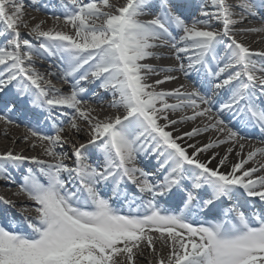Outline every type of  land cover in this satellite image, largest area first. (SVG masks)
<instances>
[{
    "label": "snow or ice",
    "instance_id": "1",
    "mask_svg": "<svg viewBox=\"0 0 264 264\" xmlns=\"http://www.w3.org/2000/svg\"><path fill=\"white\" fill-rule=\"evenodd\" d=\"M26 6L48 7L0 0V121L23 115L51 162L0 153V180L35 213L0 197V264H137L145 248L156 264H264V147L245 143H264V51L238 39L264 32L245 26L264 0H59L70 31L37 24L33 39ZM175 73L191 86L158 90ZM101 92L114 111L92 106Z\"/></svg>",
    "mask_w": 264,
    "mask_h": 264
},
{
    "label": "bare ground",
    "instance_id": "2",
    "mask_svg": "<svg viewBox=\"0 0 264 264\" xmlns=\"http://www.w3.org/2000/svg\"><path fill=\"white\" fill-rule=\"evenodd\" d=\"M230 3L235 4L237 0H229ZM112 3L117 5H122L125 3V0H112ZM45 4V3H44ZM39 13L41 12L42 15L46 17H52V22L55 24V28H57L58 25H63V19L60 21H57L53 18L52 13L55 12L57 14L60 13L61 9L59 8H53L51 6H48L45 9L38 10ZM144 19H147L144 17ZM25 20L29 23L34 20H38V18L32 13H29L27 9L25 10ZM50 21V20H48ZM65 26V25H64ZM246 27L248 28H261L264 27V17H256L254 19H251L250 22H246ZM67 30L69 28H66ZM239 39L243 40V42L250 47V49H264V32H250L244 36L238 37ZM51 60L50 59H36V67L37 70L41 73H47L49 66H50ZM145 63L152 64L155 67L163 68L168 67L171 65H174L176 62L173 59H150L145 61ZM53 65V69H54ZM175 75H180L179 73H175ZM52 80V84L54 85V82L61 84V86H56V88L61 89V91L67 92L69 90V85L60 83L56 80L55 77H49ZM163 78V74L161 76H150L148 82H153L156 79ZM181 84H187L191 86V82L188 80H185V78L180 75V79L177 81H173L170 83H166L163 85H160L158 90H172L176 87H178ZM91 87H95L94 85ZM101 95L104 96V103L103 105L95 104L93 103V107L97 109L99 112L101 108H103L105 113H110L114 110L108 108L109 98L110 96L107 93L101 92ZM98 99V98H97ZM170 103H173L174 101L169 100ZM103 114V113H102ZM190 114V113H189ZM17 120V123L20 125L19 127L16 126V124L12 125H6L4 122L0 121V153H5L7 151H12L14 154H22L24 156L28 157H38L43 160H49L51 162V158L44 155L43 150L40 146L33 147L34 139H25L29 135L28 131V123L29 121H24L23 118L15 117ZM191 127H193L192 124H188L183 127V130H189ZM41 130L48 133L50 131L43 129V126L41 125ZM83 135V134H81ZM212 134H206L204 137H201L202 140L206 141L208 139V136ZM246 151L251 150L253 147L255 148H261L264 147L263 144L256 143L254 141H246ZM59 150V149H58ZM65 150H69L68 146H65ZM232 160L238 159L237 157L233 156L231 157ZM257 159H260V157H257ZM65 163L69 164V160H66ZM215 163V162H214ZM140 167L145 168L146 171L153 170L154 167L152 165L148 164L146 160H141V163L139 165ZM252 165L249 164L247 167H251ZM27 167H31L35 169V165L28 164ZM17 182L20 181V179H16ZM19 191L18 187L16 185L7 184L5 181L0 180V196L4 197L5 199L13 201L16 205H28L29 210L26 212H21L20 207H16L17 212L15 213V216L19 218L21 215L25 216H33L35 213L31 210V206L33 204L32 201H29L23 194L17 196L16 193ZM159 250V248H158ZM167 250H165L166 253ZM156 264V257L151 254L150 249L145 248L143 255L137 257V264Z\"/></svg>",
    "mask_w": 264,
    "mask_h": 264
},
{
    "label": "rangeland",
    "instance_id": "3",
    "mask_svg": "<svg viewBox=\"0 0 264 264\" xmlns=\"http://www.w3.org/2000/svg\"><path fill=\"white\" fill-rule=\"evenodd\" d=\"M26 9H27V11L29 13H31V14L33 13L38 18V20L37 21L34 20V21L29 22L28 23L29 24V27L28 28H22L21 29V35L23 37L28 38V39H33L31 36L28 35V33H29L30 29L32 27H34L35 25H37V24L42 25V27H43L44 30H48L50 28L55 27L54 22L51 21L52 20V17H49V16L46 17V16L42 15L41 12L39 13L38 10H33V8L30 7V6H26L25 10ZM48 20H50V21H48ZM66 28L67 27H65L64 24L63 25L60 24V25L57 26V30L70 31V29L67 30ZM54 85L59 86L60 84L54 82ZM109 99H111V97ZM67 146L69 148L68 152H69V155H70L71 154L70 145H67Z\"/></svg>",
    "mask_w": 264,
    "mask_h": 264
}]
</instances>
